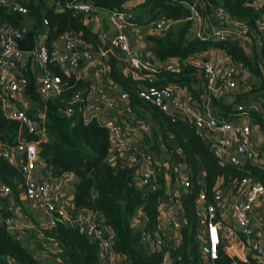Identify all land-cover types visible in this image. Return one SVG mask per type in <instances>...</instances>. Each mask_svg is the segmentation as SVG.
<instances>
[{
  "label": "trees",
  "instance_id": "obj_1",
  "mask_svg": "<svg viewBox=\"0 0 264 264\" xmlns=\"http://www.w3.org/2000/svg\"><path fill=\"white\" fill-rule=\"evenodd\" d=\"M131 1L15 0L12 5L0 2V25L24 27L28 20H32L34 25L27 32L32 31L37 35L48 28L47 49L50 53L53 52V42L65 34L78 36L88 45H93L97 52L107 48V45L103 43L101 35L85 23V15L72 7V4L91 3L94 11L132 12L128 6ZM186 2L192 3L190 0H141L134 9L138 23L167 22L166 28L158 34L150 35L149 39L155 43L156 60L177 58L181 63L179 70L162 67L150 72L131 68V72H128L125 61L119 55L110 54L106 59L110 78L123 92L128 93L129 107L126 111L133 113L135 120H142L151 126L154 138L151 148L160 152V146L165 145L167 149L173 150L170 141L177 142L181 147V154L189 169L191 186L180 196L187 223L180 231L181 240L174 246L170 245L172 236L169 233L165 234L168 240L164 246L154 241L148 247L141 242L144 233L154 234L160 230V203L161 198L166 196L164 178L152 177L147 184L139 187L134 181L133 168L112 165L108 159L110 130L96 119L86 122L83 117L89 83L77 71L67 73L54 62L48 61L46 64L47 69L61 76L63 87L57 97L46 102L45 126L49 138L40 142V156L52 166L56 174L70 171L79 176L74 196L75 206L79 211L93 212L102 221L112 236L113 250L123 258V264H160L166 250L174 264H203L197 236V193L205 186L207 201L214 203L213 192L223 183L238 181L240 184L247 177L264 185V167L252 160L241 166L223 161L212 146L206 143V136L200 134L186 117L168 113L140 94L144 86L168 88L176 85L186 89L201 107L208 104L207 100V104L202 101L203 97L209 96V106L217 112L216 116L221 121L239 119L242 114L237 106L244 104L247 116L253 123L264 128V46L255 49L253 53L242 44L232 41L195 40L191 36L194 25L190 18L192 10ZM20 6L26 8L27 12H21ZM215 8H223L230 18L242 20L248 28L243 36L252 43L256 45L264 41V31L260 25L264 22V0H201L198 6L205 17L209 15L207 12ZM210 48L223 50L233 65L255 75L259 79L258 85L253 84L249 91L244 92L241 88L246 82L237 75L240 88L232 103H226L225 97L205 90L208 81L203 66L189 59ZM27 79V93L42 104L43 98L38 92L36 78L28 75ZM78 92L84 95V102L72 103ZM69 107H73L72 113L68 112ZM19 126V121L8 117L0 103V182L11 188L14 200H19L24 193V176L18 165L11 163L3 151L6 147L18 145L20 137L28 140L35 138ZM149 137L146 134L148 142ZM173 154L176 159L180 158L175 151ZM87 157L92 160L91 171L87 170L85 164ZM201 170L205 172L203 180L199 177ZM0 204V264H45L22 241L20 235L11 230L7 219L14 213L9 209L8 202L3 204L1 199ZM139 206L143 207L147 217L145 225L134 223V212ZM41 228L42 225L38 226L39 230ZM45 232L57 238L63 250L61 254L51 256L50 260L53 261L47 264H101L98 245L88 238L78 224L58 223ZM214 261L215 264H233L234 261L240 264H261L254 256H250L247 261L236 260L221 248L219 257Z\"/></svg>",
  "mask_w": 264,
  "mask_h": 264
},
{
  "label": "crops",
  "instance_id": "obj_2",
  "mask_svg": "<svg viewBox=\"0 0 264 264\" xmlns=\"http://www.w3.org/2000/svg\"><path fill=\"white\" fill-rule=\"evenodd\" d=\"M190 1L192 2L191 4L188 2H186V4L191 8V10L193 6L198 8V6H200L201 4V0ZM140 2L141 0H132L128 4L129 9H131L130 11H132L129 13L133 16H135L134 9L136 8V6L139 5ZM210 12L213 11L207 12L209 13V15L205 18L206 25L208 26L203 27V29L206 30V35H210V27H228L231 29H236L242 27L245 24L242 20L238 18H229V22L225 23L224 20L219 18L217 15H213V13L211 14ZM84 15L85 23L91 26L94 31L98 32L101 35V39L103 43L107 45V48H101L100 51L96 52V49L93 45H88L76 35L68 34L58 37L53 42L52 47L58 48L61 52L71 51V49H68V43L70 37H74L79 43V48L89 47L93 51V58H83L78 69L75 70L78 72L79 76L82 77L85 81H87L90 85V92H88L87 98H85L86 105L83 112L84 120L86 122L90 121L92 120V116H95V118L93 119H96L104 127H106L104 123L109 120H115L124 126L126 130L127 149L125 150L124 154H121L119 146H116L112 141V135L109 131L111 135V148L108 159L110 163L114 166L120 165L122 167L133 168L135 174L134 181L137 186L141 187L144 184H147L149 180L155 176H161L164 178V188L166 196L161 198L160 203V227L161 231L164 234H171L172 240L169 242L171 246H174L175 244H178L181 240L180 231L186 226L187 223V217L185 215L183 202L180 196L182 192L186 191L187 189V187H185L184 185V181L189 180V169L186 163L184 162V158L181 154V147L177 142L170 141V145L173 147V150L167 149L165 145L160 146V152L152 149L151 144L152 142H154V138L152 137L151 126L142 120H135L136 116L133 113L126 111L129 107V98L124 102H120L119 106H116L115 108H108L107 102L109 100L119 98V95L123 92V90L110 78L108 74L109 67L106 63V59L110 54L119 55L120 58L125 61L126 70L128 72H131L130 63L125 58L124 54L120 52L119 49L117 50L116 48L111 46L110 39L113 35H115L116 30L109 21L110 11L97 9L95 11L93 10L90 14ZM33 25L34 22L32 20H28L26 22L25 27L30 30ZM260 25L262 31H264V22H262ZM197 28L198 24L194 23L193 30L191 31V36L195 40L201 39L196 37ZM48 32L49 30L48 28H46L44 31H41L40 34H34V48L37 45L47 47ZM160 32L161 30L157 29L156 23H138L135 19V24L128 26V35L131 40L134 56L140 59H149L152 62V67L148 69V71L150 72H154L155 70L162 67L168 68L167 66L169 64L173 65V69L171 70H179L181 63L177 58H169L164 61L156 60L154 56L155 43L149 39V36L153 34H158ZM230 41L237 44H242L247 49V51L253 53L255 52V49H260L262 46H264V41H261V43L258 42L255 45V43H252L249 38L244 37L243 35H236V37L234 39H231ZM189 60L194 61L198 66H203L206 62L210 61L218 63L225 67H233L235 70H237L238 77L240 76L239 78L246 82V84L243 83V87L241 88V90L244 92L245 90L249 91L251 86L254 84V80H252V78H255L259 83V79L255 75L251 74L245 68L233 65L228 55L223 50L217 48H210L206 51L198 53L191 57ZM64 67L69 69V63L67 62L66 66ZM38 70L39 68L37 62L32 59L31 55H26L22 66V73L27 77L28 75H31L36 78ZM51 72L54 73L53 71ZM152 78H154V75L152 76ZM94 88L97 90V93L95 94L92 92ZM143 88L147 87L144 86ZM205 90H209L210 92L216 94L209 88L208 82L207 86H205ZM237 91L238 89H232L228 91L224 98L225 102H234V96L235 94H237ZM176 93L181 97L183 102H189L190 100L196 101L193 100L190 93L184 88L178 87L176 89ZM57 96L48 98L42 96L43 99L41 101V104L39 101L34 100L32 96L27 93V90L25 88L23 93L20 94L19 98L15 100V104L18 108L24 107V104H27L29 114L32 115L39 122L38 131L30 133L26 126L20 124L19 127L25 128L27 133L33 135L35 138L28 140L26 137H20L18 145L6 147L4 150L13 156L15 162H18L20 159L24 158V146L21 147V144H24L25 142L33 143L37 148V177H48L52 181L53 190L57 201L65 207L69 214H76L79 210L75 206L74 196L76 185L80 181L79 176L74 172L70 171H66L61 174H56L52 169V166L46 163L39 153L40 142L46 141L49 138L45 126L47 118L45 113L46 102L48 101V99L55 98ZM209 98V96L203 97L202 101L206 104L208 101V108L213 111L216 115L217 112L209 106V104L211 103ZM80 101L84 102L83 94L81 95ZM201 109L204 110L205 107H202ZM236 120V122L240 124L249 123L251 125V143L260 149L259 155L264 158V128L253 123V121L248 116L242 115L239 119ZM197 131L200 134H204L206 136L205 141L206 143L207 141H209V145L212 146L213 150L219 140L223 137V133L220 131L206 132L199 131L198 129ZM146 134L150 135V142L146 141ZM173 151H175L180 156L179 159H176L174 157ZM237 155L240 157L243 163L248 160H252L249 155ZM229 156L230 154H227L224 161H229ZM18 169L22 172L25 181V174L23 173L19 165ZM144 173L150 174V178L147 183L142 176V174ZM204 175L205 172L201 170L199 174L200 179L203 180ZM200 193L206 194L205 186L201 188V191L197 193L195 198L197 213V236L200 240L202 263L204 264L206 254L205 249L207 248V236L206 229L204 227V224H202L201 220L207 215V205L213 203H210L208 201H206V203L199 202L198 197ZM215 193L221 194V201L216 203L218 207V216L221 220V223L224 225V227L226 226L232 228V230L229 231L228 237H225V239L223 238L224 241L222 244H220L219 247L223 249L226 254H228L232 258H235L236 260L247 261L250 256H254L251 250V245L253 243L257 242L264 245V198H258L254 201L253 208L248 214V227H242L236 222L233 204L235 201H239L241 199L246 198L247 185L238 184V181L228 182L227 184L223 183L213 192L214 203ZM1 199L3 200V204H5L6 201L8 202L9 209H11V211L14 213V215L8 218L10 219L14 217L9 224L12 228L11 230H15L14 232H17L20 235L22 241L34 252L36 257H38L41 262L47 264L49 261H53V259L50 260L52 257L49 250L47 249L46 241L40 235V230L38 229V226L43 225L44 221L47 220L46 215L43 214L39 209H37V207H35L31 202H29L24 196V193L20 195L19 200H14L12 194L8 197H3L0 192V200ZM176 199H179V202L177 204L174 203L177 206V212L173 216L169 210L170 206ZM16 213L18 215H16ZM174 219L177 220L179 224V228L177 231L174 229L173 226L172 221ZM134 223L137 225H145L147 223V217L145 216L142 206H139L135 209ZM222 232H225V228L222 230ZM176 233L178 234V237L175 236ZM168 254L170 256L169 251L166 250L164 256ZM119 259H122L120 255L116 254L115 252L113 254L109 253L107 260L101 261V264H109L110 262H112V260ZM170 259L172 260L171 257ZM172 263L174 264L173 260ZM237 263L238 261H234L233 264ZM213 264H215V261H213Z\"/></svg>",
  "mask_w": 264,
  "mask_h": 264
},
{
  "label": "built area",
  "instance_id": "obj_3",
  "mask_svg": "<svg viewBox=\"0 0 264 264\" xmlns=\"http://www.w3.org/2000/svg\"><path fill=\"white\" fill-rule=\"evenodd\" d=\"M15 0H0L2 4L12 5ZM59 5V2H57ZM79 12L90 14L93 10L91 4L86 2H77L72 4ZM23 13L27 12L24 7H19ZM219 18L229 22V15L223 8H215L212 12ZM211 13V14H212ZM195 24H198L196 37L203 40L213 39L218 41H230L239 35H245L248 31L246 24L239 28H217L210 27V35H206V30L203 29L206 25L204 14L195 6L192 7L191 17ZM135 17L129 12L113 11L110 12L109 21L115 28L116 33L110 39L111 46L120 50L125 58L130 63V67L138 71L148 70L152 67V62L149 59H140L134 56L131 40L128 35V26L135 24ZM47 24L48 21L45 20ZM157 29L163 30L167 26L165 20L156 23ZM27 28L13 27L10 24L0 25V103L3 111L11 119L20 122L21 125L26 126L30 133L38 131L39 122L29 114L27 104L24 107L18 108L15 104L20 94L26 88L28 79L22 73V66L26 55H31L32 59L38 64V74L36 77V86L38 92L44 97H54L60 94L63 87V80L60 75L52 73L47 69L48 61L59 65L63 71L69 73L78 69L80 61L85 59H92L94 54L89 47L79 48V43L74 37H70L68 49L71 51L61 52L54 47L53 52L50 53L47 47L37 45L32 52H24L19 48L18 39L25 36ZM69 63V69L65 68L66 63ZM173 69V65L167 66ZM203 70L209 88L214 91L217 96L225 97L228 91L240 88L237 78V70L233 67H225L218 63L206 62L203 65ZM178 87L173 85L168 88H158L155 86L143 88L140 92L141 96L160 106L164 111L186 117L199 131H220L223 137L216 144L215 153L223 161L226 155L230 154L229 161L234 165L241 166L243 161L237 154L249 155L252 161L264 167V158L261 157L260 149L251 143V125L240 124L236 120L221 121L218 116L211 111L207 105L202 110L201 104L197 101L183 102L181 97L176 93ZM90 92V91H89ZM92 92L95 94L97 90L94 88ZM81 92H78L72 103L81 102ZM128 93L122 92L119 98L109 100L107 102L108 108H115L119 106L120 102L128 100ZM237 109L243 116H247V109L244 104H238ZM73 107L68 108V112L72 113ZM95 116H92V119ZM97 118V117H96ZM98 119V118H97ZM105 126L110 130L112 141L116 146H119L121 154L125 153L127 149L126 130L124 126L115 121H106ZM237 138V139H236ZM24 146V158L15 162L13 156L7 151L3 154L13 163H17L23 173L25 174L24 181V196L37 209L46 215V219L40 229V235L45 239L47 249L51 256L62 253V248L57 238L52 235H47L45 230L52 228L58 223L78 224L82 231H84L88 238L98 245V256L101 261L107 260L109 253L113 254V242L110 231L103 225L102 221L93 213L78 211L76 214H69L65 207L60 204L54 194L52 181L48 177H37V148L33 143L21 144ZM146 183L150 178V174H142ZM241 185H247V196L245 199L235 201L233 210L235 212L236 222L242 227H248V214L253 208V203L258 198H264V185L259 182L251 181L249 178H243ZM185 187H190L189 180L184 181ZM0 192L3 197H8L12 194L11 188L3 183H0ZM215 203L207 205V215L201 222L204 224L207 236V248L205 254L204 264H213V261L219 257L220 244L223 243L225 237H228L231 227H224L221 223L218 214V207L216 203L221 201V194H214ZM198 201L206 203L207 198L205 193H200ZM179 199H176L170 206V212L174 216L177 212L176 204ZM176 203V204H174ZM16 215H18L16 213ZM14 218V217H13ZM13 218L8 219L10 224ZM174 229L177 231L179 224L177 220H173ZM17 223V222H16ZM19 224V223H18ZM20 225V224H19ZM16 227V225H15ZM225 228V232L222 230ZM223 233V234H222ZM178 237V234L175 235ZM224 238V239H223ZM168 240V239H167ZM166 236L160 230L154 234L144 233L141 237V242L149 247V244L156 242L159 246H164L167 243ZM251 250L254 256L264 264V245L260 243H253ZM122 259L112 260L109 264H123ZM160 264H173L169 254L165 255ZM237 264H240L239 262Z\"/></svg>",
  "mask_w": 264,
  "mask_h": 264
},
{
  "label": "water",
  "instance_id": "obj_4",
  "mask_svg": "<svg viewBox=\"0 0 264 264\" xmlns=\"http://www.w3.org/2000/svg\"><path fill=\"white\" fill-rule=\"evenodd\" d=\"M34 38H35L34 33L28 32L24 37L18 39L19 48L24 52L33 51V49H34ZM80 63H81V61H80ZM207 143L209 144V141H207ZM85 164L87 166V170L91 171L93 168L92 161L90 159L86 158Z\"/></svg>",
  "mask_w": 264,
  "mask_h": 264
},
{
  "label": "rangeland",
  "instance_id": "obj_5",
  "mask_svg": "<svg viewBox=\"0 0 264 264\" xmlns=\"http://www.w3.org/2000/svg\"><path fill=\"white\" fill-rule=\"evenodd\" d=\"M252 80H254V84H256L257 85V80L255 79V78H252Z\"/></svg>",
  "mask_w": 264,
  "mask_h": 264
}]
</instances>
